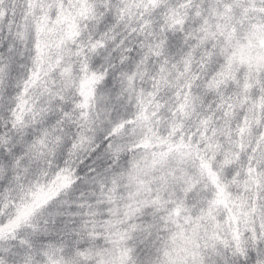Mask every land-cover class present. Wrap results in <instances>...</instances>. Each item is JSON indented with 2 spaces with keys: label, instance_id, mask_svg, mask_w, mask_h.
<instances>
[{
  "label": "snow or ice",
  "instance_id": "1",
  "mask_svg": "<svg viewBox=\"0 0 264 264\" xmlns=\"http://www.w3.org/2000/svg\"><path fill=\"white\" fill-rule=\"evenodd\" d=\"M0 264H264V0H0Z\"/></svg>",
  "mask_w": 264,
  "mask_h": 264
}]
</instances>
